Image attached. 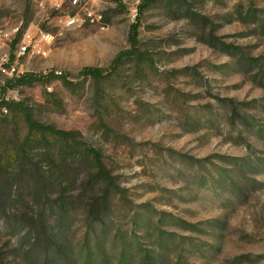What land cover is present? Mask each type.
Masks as SVG:
<instances>
[{
    "label": "rangeland",
    "instance_id": "374dc122",
    "mask_svg": "<svg viewBox=\"0 0 264 264\" xmlns=\"http://www.w3.org/2000/svg\"><path fill=\"white\" fill-rule=\"evenodd\" d=\"M72 1L0 0V264H264V0Z\"/></svg>",
    "mask_w": 264,
    "mask_h": 264
},
{
    "label": "trees",
    "instance_id": "16d2710c",
    "mask_svg": "<svg viewBox=\"0 0 264 264\" xmlns=\"http://www.w3.org/2000/svg\"><path fill=\"white\" fill-rule=\"evenodd\" d=\"M159 1L161 0H143L141 2V5L138 7L139 13L137 12V21L139 20V16L140 14H142L144 9L150 7L152 4L157 3ZM137 21L132 26L131 33H130L129 45L131 47V50L119 54L113 61L111 70H115L122 63L124 58L135 56L136 53L138 52L139 43H138V22ZM111 73L106 70L99 69V68H85L79 73V76L84 77V78H91L95 81H102L106 79L108 76H110ZM32 80H33V75L26 74L21 77L19 82L24 83V82L32 81ZM27 122H28L30 129L33 131H46L54 137L65 138V139H68L72 136L70 133H67L64 131H58L51 127L44 128L38 125L37 123H35L34 121H32L30 118L27 119Z\"/></svg>",
    "mask_w": 264,
    "mask_h": 264
},
{
    "label": "built area",
    "instance_id": "2783aa9c",
    "mask_svg": "<svg viewBox=\"0 0 264 264\" xmlns=\"http://www.w3.org/2000/svg\"><path fill=\"white\" fill-rule=\"evenodd\" d=\"M74 6H76L78 4V0H73L71 2ZM89 17L91 15H88ZM85 22V19L82 18L80 15H74V16H67L65 19V24L67 27H79L81 26L83 23ZM23 52L26 50V48L24 47ZM0 102H1V97H0Z\"/></svg>",
    "mask_w": 264,
    "mask_h": 264
}]
</instances>
